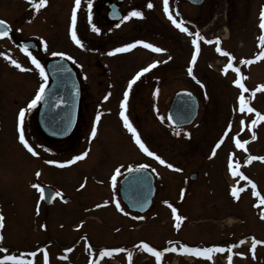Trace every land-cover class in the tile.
Returning <instances> with one entry per match:
<instances>
[{
    "label": "rangeland",
    "instance_id": "obj_1",
    "mask_svg": "<svg viewBox=\"0 0 264 264\" xmlns=\"http://www.w3.org/2000/svg\"><path fill=\"white\" fill-rule=\"evenodd\" d=\"M147 2L125 0L121 4L124 15L139 9L143 17L100 23L97 33L88 19L87 0H82L76 11L77 36L84 44L81 47L71 37L74 0H48L38 11L30 0H0V18L12 27L10 35L0 39V53H4L0 55V213L5 218L0 228V256L7 249V254L21 255L32 264H128L127 252L132 251L131 264H230L229 256L231 264H264V243L252 251L253 238L264 241V204L254 194L264 196V160L247 161L249 155L264 157V121L258 120L253 127L256 112L239 111L243 92L249 106L264 115V89L260 88L264 85V58L255 59L264 50L258 41L264 0H205L198 6L169 0L170 11L185 21L192 35L172 24L163 10V0H151V9L146 7ZM92 16H96L94 11ZM197 31L202 39L193 65L196 46L192 40ZM29 39L40 46L39 51H29L44 66L56 57L53 53L72 57L83 84L93 95L91 102L81 106L79 129L62 141L51 142L43 136L37 123L38 107L26 111L25 137L39 156L28 152L18 139V112L26 108L43 81L19 44ZM137 40L165 51L137 45L112 53ZM8 56L30 70L17 68ZM231 57L235 58L231 60L234 67L225 72ZM242 60L253 62L247 67L242 63L237 73L234 69ZM157 61L160 63L129 90L135 74ZM241 76L247 92L234 83ZM183 88L197 95L201 109L195 123L177 135V128L166 119V111L174 92ZM125 91H129V120L149 150L173 168L141 150L124 126L120 112ZM97 112L101 113L98 124ZM94 125L97 134L92 137ZM221 130L227 135L217 148ZM232 136H236L234 141L237 137L247 140L245 148L231 143ZM173 141L174 148L170 146ZM84 152L87 155L81 160L60 166ZM48 160L60 163L48 164ZM237 162L248 181L232 175L229 165ZM141 164L149 166L157 191L152 208L134 216L121 202L120 180L129 166ZM121 165V175L113 186L111 177ZM191 173H197L196 179H190ZM249 181L256 184L255 189ZM37 183L56 189L63 198L46 205L32 187ZM233 187L243 189L238 198L232 195ZM116 200L123 212L116 207ZM172 208L184 219L177 221ZM142 242L158 251L172 246L179 249L184 244L218 246L226 251L213 253L211 259L169 251L157 262L143 249ZM106 248L124 251L101 257L99 253ZM32 252L36 253L34 257Z\"/></svg>",
    "mask_w": 264,
    "mask_h": 264
},
{
    "label": "snow or ice",
    "instance_id": "obj_2",
    "mask_svg": "<svg viewBox=\"0 0 264 264\" xmlns=\"http://www.w3.org/2000/svg\"><path fill=\"white\" fill-rule=\"evenodd\" d=\"M30 2L32 3V6L34 7L35 10H39L41 7L47 5L48 0H38V2H36V0H30ZM81 2L82 0H74V4L75 7L73 8L72 11V15H71V37L72 39L75 41V43L77 45H80L81 47H84V44L82 43L81 39L78 38L77 36V30H76V24H77V15H76V11L77 9L80 8L81 6ZM93 6V0H87V8H88V19L89 21H91L92 19V9ZM153 4L151 2V0H148L146 7L151 9L153 8ZM163 10L165 13L168 14V18L170 19V21L172 22V24H174L178 29H180L181 31L185 32V33H189L190 35H192V33L189 32V28L185 26V21L183 19H177L176 16H174L172 14V12L170 11L169 8V0H163ZM114 15H118V13L114 12ZM144 15L143 11L139 10V9H133L131 11H129L127 13V15H124L121 17L122 21H126L129 20L132 17H137V18H142ZM117 27H119V25H117ZM91 28L93 31L99 33L101 31V29L95 24H91ZM259 28L261 29V35L258 37V41L259 44L264 47V9L261 10L260 12V18H259ZM11 32V27L8 24L7 21L0 19V37H8L10 35ZM195 35V39L192 40V43L196 46L195 48V52L191 57V63L194 65L196 63L197 60V55L200 51V44L199 41L202 39L201 34L197 31L196 33H194ZM217 43H219V38H217ZM208 43H212V41H208ZM137 45H143L145 48L151 49L155 52H164L165 50L155 46L154 44L151 43H146L143 40H137L135 41V43H130V44H125L122 47H117L115 49L112 50V53H117V52H125L128 51L134 47H136ZM23 50L28 54L29 57H31V63L35 65V68L39 70V75L42 77L43 82L39 85V88L34 96L33 99H31V101L27 104L26 108H21L18 112V139L19 141L22 143V145L27 149L28 152H30L32 155L34 156H39V152L35 150V148L33 147V145L28 141V139H26L25 137V130H24V121H25V114L26 111L34 109L37 107L38 104H40L42 101L45 100L46 97V92H47V88H48V81H49V73L46 71L45 66L40 62L39 59H37L36 56H33L32 53L29 51L28 45L24 44L23 45ZM218 52H221L222 50L217 47L216 49ZM111 54V53H110ZM226 56H231L230 53L224 52L223 53ZM0 55H4V53H0ZM53 55L56 56H65L66 54L63 52H59V53H53ZM261 58H264V50H261L258 52V54L256 55L255 59L259 60ZM7 59L11 62V64L15 65L17 68H21L24 71H29L30 69H24L22 68V65L15 59H13L11 56H8ZM68 59H72V57H68ZM170 59V57H169ZM232 59H235L234 57H231L229 63L226 65L225 68V72L227 71V69H231L233 68V64L231 62ZM252 60H242L241 63L244 64H250L252 63ZM157 63H160L159 61L157 62H153L152 64H149L147 67L142 68L139 72H137L135 74V76L132 78V80L129 82L128 84V89L130 90L132 88V85L136 83L137 80L140 79V77L144 74L150 71V69L156 67ZM237 73H240V69L238 67H236L234 69ZM68 71V69L64 68L63 66H54V72H66ZM188 72L192 73V68L189 67L188 68ZM244 79L243 76H241V78L236 79L234 81L235 84H237L239 86L240 89H242L244 92H247L248 89L245 88V84L242 82V80ZM261 89H264V85L260 86ZM253 96L255 95V93L253 92L252 94ZM105 100L108 99V96L106 95L104 97ZM128 99H129V91H125L123 94V100L121 102V112H120V116L123 118V123L124 126L134 135L135 138V143L139 146V148L141 150H143L145 153H147V155L154 157L157 161H159V163L161 164H166L167 167L169 168H173L174 165H172L171 163H167L164 159H162L159 155H157L155 152L150 151L149 148L145 145L144 141L141 139V136L139 134V132L137 131V129L133 126V124L131 123V121L129 120L128 115L126 114L127 112V108H128ZM58 103L54 104V106H59L60 104H66L67 101L63 98V97H57ZM245 110L248 113H253L256 112V119H253L251 121V125L253 127L256 126L257 121H264V115H261L259 112H257L253 107L249 106V103L246 100L245 95L243 94V92L241 93V95L239 96V111L240 112H245ZM101 119V113L97 112L96 116H95V121L98 124V122ZM169 119L171 120L172 117L169 116ZM173 123H175V121H173ZM230 128V126H229ZM97 134V127L94 125L91 129V136L95 137ZM177 135H179V132H177ZM225 135H227V133H225ZM252 138L255 139V133L253 132L252 134ZM222 143V141L220 142ZM220 143H217L216 147L218 148L220 146ZM248 143L247 140L242 141L241 139H239L238 137L235 139V145L238 148H245V145ZM87 155V152H84L80 155H76L73 156L71 159L64 161L63 163H60L58 161L55 160H48L47 163L48 164H57L60 163V166L63 167L65 165H71L73 164L75 161H79L81 160L84 156ZM213 155H215V152H213ZM264 160V157H257V156H251L249 155L247 157V161H252V160ZM246 161V162H247ZM124 166L121 165L120 167H117L115 169L114 174L111 177L112 180V184L113 186H115L116 184V180L117 177L121 175V168H123ZM149 167L148 165H138L135 168L129 166L126 171L129 174L132 173H137L140 172L142 169ZM232 175L233 176H240L242 177L244 180L248 181V177L244 175L243 172L238 170V162L235 164L230 163L229 165ZM177 171H180V169H176ZM155 171V170H153ZM41 173L39 171L36 172V176H39ZM135 179L137 181L140 180V177H135ZM128 181H125V184H127ZM249 183H251V187L253 189L256 188V184L252 183L251 181H249ZM84 185L82 184L81 187H83ZM33 188L37 189L40 193V198L43 200L45 199L44 196V192L45 189L39 184H33L32 185ZM232 195L234 197L238 198V194L243 191V189L238 188V187H233L232 188ZM257 196H260V204H264V196H261L259 192H255L254 193ZM51 196V194H50ZM55 196H59L61 199L63 198V194L61 192H56L54 196H51V198H55ZM108 202L105 201V204H107ZM167 203V202H165ZM133 206H135V204H133ZM97 207H99V205H97ZM116 207L120 210V211H124V209L120 206V201L116 200ZM172 211L174 214H176V220L177 221H181L184 219V217L180 216L177 214L178 210L176 208H172ZM262 216H264V213L261 214ZM138 219H140L141 217H137ZM4 215L2 213H0V228L4 227ZM176 227L179 228L180 224L177 223ZM3 239V236L0 235V240ZM171 243V242H170ZM264 243V241L258 240L253 238V243H252V251H255V248L258 244ZM142 247L143 249L147 250L149 253H152L157 262L160 261L161 257L164 255V253L166 252H183V253H187V254H193L197 257H204L207 259H211L212 254L213 253H222L225 252L226 249L224 247H218V246H213V247H189L187 244L182 245L179 249H177L175 246H172L171 248H164L163 251H158L155 247H151L148 243H143L142 242ZM68 251H71V249H68ZM124 251V249H120V248H112V249H104L103 251H101L99 253V255L101 257L108 255L111 256L113 253H117V252H121ZM4 253L2 256H0V264H5V262H16V264H32V261L25 259V257L18 255V254H7L8 250L4 249ZM36 253L32 252L31 256H35ZM133 258V252L132 251H128L127 252V259H128V264H131ZM45 260H47V255L45 254ZM228 260L231 264V260L232 257L229 256ZM93 264H96L95 261H93Z\"/></svg>",
    "mask_w": 264,
    "mask_h": 264
},
{
    "label": "water",
    "instance_id": "obj_3",
    "mask_svg": "<svg viewBox=\"0 0 264 264\" xmlns=\"http://www.w3.org/2000/svg\"><path fill=\"white\" fill-rule=\"evenodd\" d=\"M122 1L118 0V3L110 5L108 16L112 21L121 19L122 12L119 3ZM185 1L194 5H200L204 2V0ZM114 12L118 15H114ZM24 44H27L31 50L38 49L33 40H21L20 45L22 48ZM54 66H63L68 71L63 73L54 72ZM46 67L51 82L47 88L45 100L39 105L37 121L41 130L48 137L63 140L72 133L78 120L81 94L79 80L75 69L66 57L48 60ZM57 97H63L67 103L60 104L58 107L54 106L58 103ZM199 110L200 102L197 95L190 90L181 89L174 94L167 110V120L175 127L190 125L196 119ZM169 116L172 117L171 120ZM196 176V174H192L191 178L195 179ZM135 177H140V180L137 181ZM126 180L128 181L127 184H125ZM43 188L45 189L44 201L47 205H50L56 198V196L54 199L51 198L55 195L56 190L48 186H43ZM155 191V179L147 168L137 173H127L121 180V197L128 208L135 212L144 213L151 207Z\"/></svg>",
    "mask_w": 264,
    "mask_h": 264
},
{
    "label": "flooded vegetation",
    "instance_id": "obj_4",
    "mask_svg": "<svg viewBox=\"0 0 264 264\" xmlns=\"http://www.w3.org/2000/svg\"><path fill=\"white\" fill-rule=\"evenodd\" d=\"M116 1L117 0H95V2L93 3V6H92V12L94 11L96 16H92V19H91V22L90 23L93 24V20H94L95 21V24L98 27L100 26V23H102L101 25L109 24L110 21H109L108 12H109V9H110V5L112 3H114V2H116ZM39 50H40V46H39L38 50H36V51H39ZM76 73H77V76H78V79H79L80 90H81V94H80V113H79V117H78V122H79V118H80L81 110H82L81 106L84 105V103L87 104V103L91 102L93 100V95H92L91 90L88 87L86 88L85 85L83 84V81L81 79V75L78 73L77 69H76ZM48 85H49V81H48ZM38 106L39 105H37V107ZM78 122H77V125H76V127H75V129H74V131H73L72 134H74L77 131V129H79L78 128V126H79V123ZM177 131L178 132H181L182 131V128L177 129ZM232 131H233V129H230V133H232ZM222 132L220 133V135H222V139H221L222 143H220V145L223 144L224 137H225V133H226L225 131H222ZM43 136H45V135L43 134ZM234 137H236V136H232L231 137V143H234L235 142L234 141ZM171 138H173V136H171ZM172 143H174V141L171 142V145L170 146H172V148H174V145ZM119 196H120V193H119ZM154 202H155V199H153V204H154ZM128 212L130 214L134 215V216H137L138 215V213H133V212H131L129 210H128ZM135 220H136V217H135ZM134 243L137 244V242H134Z\"/></svg>",
    "mask_w": 264,
    "mask_h": 264
}]
</instances>
